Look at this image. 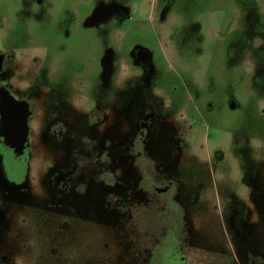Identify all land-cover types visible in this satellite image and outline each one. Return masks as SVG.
I'll return each mask as SVG.
<instances>
[{
    "label": "rangeland",
    "instance_id": "1",
    "mask_svg": "<svg viewBox=\"0 0 264 264\" xmlns=\"http://www.w3.org/2000/svg\"><path fill=\"white\" fill-rule=\"evenodd\" d=\"M163 3L166 21L157 24L158 0H0V53L12 58L0 87L27 107L28 118H37L44 145H51L46 130L54 118L91 137L88 118L103 116L99 131L113 143L102 151L123 162L145 126L144 153L177 184L178 202L200 228L198 242H204L201 232L218 239L213 228L235 207L245 245L258 250L264 240V53H258L264 52V0ZM116 6L127 10V20L113 15ZM137 47L149 65L134 62ZM42 160L34 156L32 187L43 183L49 192V162ZM90 195L76 206L95 212L97 222L69 221V244L84 253L63 250L66 262L84 264L96 258L93 251L100 259L121 257L118 243L101 232L122 221L123 206ZM32 201L20 226L27 240L35 238L23 250L25 261L37 264L47 259L50 237L64 219ZM225 252L217 248L211 264H233Z\"/></svg>",
    "mask_w": 264,
    "mask_h": 264
},
{
    "label": "flooded vegetation",
    "instance_id": "2",
    "mask_svg": "<svg viewBox=\"0 0 264 264\" xmlns=\"http://www.w3.org/2000/svg\"><path fill=\"white\" fill-rule=\"evenodd\" d=\"M165 2L170 4L172 0ZM166 4L158 0L157 24L166 21ZM111 11L122 20L128 19L125 8L116 6ZM105 14L106 10H100L101 16ZM258 53L262 57L264 52ZM132 54L134 62L149 65L146 52L137 47ZM11 60L10 55L0 53V76ZM105 65L111 69L109 57ZM104 123L103 116L88 118L94 133L87 137L72 131L70 121L54 118L46 130L51 145H44L37 140L40 124L37 118H28L27 107L0 87V264H30L29 259L25 261L23 250L33 248L35 238L27 240L20 223H26L24 208L33 206L32 200L41 202L49 212H61L64 219L50 237L47 259L37 260V264H72L71 259L66 262L61 258L62 251L74 256L84 250L70 246L69 221L95 223L98 218L95 212L89 216L82 205L76 206L89 192L92 197L103 195L109 202L122 204L124 214L122 221L112 226L114 229L106 234L101 232L105 239L118 243L120 259H100L93 251L91 254L96 258L84 264H211L218 257L217 248L226 251L233 264H264V240L258 250L245 245L248 239L237 227L235 217L239 210L235 207L223 225L213 228L219 232H215L218 239L201 232L204 242L199 243L200 228L188 220L191 218L188 209L178 202L177 184L165 175L161 164L152 162L144 153L143 140L148 135L145 126L141 125L132 139L129 156L122 158L123 162H112L109 153L102 151L103 145L107 148L113 143L99 131ZM73 139H78L79 147L73 144ZM35 155H43L41 165L49 162L44 172H48L45 185L49 192L43 183L36 184L37 190L32 187ZM125 176L132 177L133 182L125 183ZM259 232L264 237V223ZM104 245L109 247L110 243ZM241 251L242 259L238 257Z\"/></svg>",
    "mask_w": 264,
    "mask_h": 264
}]
</instances>
